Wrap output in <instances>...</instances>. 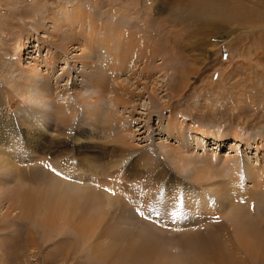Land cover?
<instances>
[{
  "label": "rangeland",
  "instance_id": "1",
  "mask_svg": "<svg viewBox=\"0 0 264 264\" xmlns=\"http://www.w3.org/2000/svg\"><path fill=\"white\" fill-rule=\"evenodd\" d=\"M201 2L216 3L226 14L231 8L240 6V11H245L249 17L235 16L236 11H232V16L227 14L225 17L196 12L201 8ZM87 16L93 21L89 22L91 19L88 21ZM116 28H122L124 32L118 47L123 51L122 56L127 57L128 64L115 82L124 88L123 93L138 94L132 98L122 95L125 99L128 97V105L113 102L110 91H106L104 96L103 93L98 95L83 77L89 75L92 67L99 65L100 61L104 65L107 62L106 67L112 65V54L106 50L112 48V39H106L102 30ZM130 32L134 33L138 42L131 39ZM26 36L28 42L20 52V44ZM92 41L104 47L96 45L92 48L95 46ZM126 41L132 43L126 44ZM150 47L154 51L153 56L150 55ZM136 50H144L150 56L141 59L135 55ZM81 53L82 57L79 56ZM15 60L22 61L23 68H32L36 64L37 73L48 75L51 86L47 89L52 94L49 100L46 99L54 104L75 106L76 118H81L82 109L94 108L100 109L98 112H112L114 117L125 122L128 119L133 145L139 149L153 146L160 150L164 157L161 164L181 181H186L187 175L165 158L164 150L160 148L162 144L178 147L185 146L187 141V150L195 158V152L199 155L216 153L221 159L238 153L244 170L236 187L239 193L252 187L250 176L258 175L245 172L247 167L256 166L260 171L264 166V0H0V92L5 89L14 94L21 88H11L17 75L13 66ZM86 60L91 69L82 65L81 62ZM47 62H51L54 68L47 67ZM28 90L32 95L40 93L33 85H29ZM81 98H86L87 102L80 103ZM93 98L99 100L98 104L92 103ZM170 113L182 126L186 122H196L208 127L222 126L245 131L240 136L244 135L249 145L241 142L237 143L238 148L233 147L231 136L223 142L191 139L194 134L188 137L186 130L178 136L176 131L173 133L166 127ZM99 149L89 152L86 158L94 156L90 164L104 180L105 159ZM14 150L18 155L16 162L22 170L18 180L26 183L25 187L33 186L38 193L54 195L57 191L63 196L75 193L73 184L79 182L80 177L77 170L72 171L75 159L71 153L67 154V161L72 166L68 172H72L61 179L55 174L59 167L53 159L46 168L41 167L39 162L26 165L25 160L35 158V155L26 153L22 147H15ZM261 171L264 172V168ZM91 176L89 173L85 178ZM8 182L6 190L19 185L14 177H10ZM142 184L152 188L155 198L152 204L156 211L164 209L162 215L165 220L173 216L182 218V210L179 211L182 203L163 197L164 182L154 185L153 181L147 180ZM229 188L230 185L225 187L226 190ZM179 189V198L212 193L210 189L195 188L191 182L181 183ZM97 192L100 199L105 198L101 194L103 191L99 189ZM258 193L246 200L235 201L234 197L222 199L227 207L226 210L223 208L224 211L214 207L218 214L205 213L206 210L202 209L204 214L201 217V213L198 217L189 214L183 218L185 222L169 221L171 227L185 229L177 233H158L162 235L160 237L149 235L153 241L147 238L142 223L138 224L132 218L130 221L134 222L127 221L124 228V225H117L114 231V227H108L112 231L104 233V238L97 237L99 227L97 233L86 241L68 228L61 234L50 233L37 224L36 213L21 218L19 211H15L12 218L0 222V264H264V245L261 244V239L264 242V193ZM261 193L263 197H260ZM106 198L105 202H113L112 197ZM91 200L95 203L93 208H96L97 202ZM157 200H164L167 204L157 208ZM133 201L134 198H131L130 203L133 204ZM145 201L148 202V199ZM115 202L113 207L105 206L107 217L118 214ZM6 203L1 202L0 215L5 212ZM168 204L173 206V210L168 211ZM148 209L153 212V208ZM98 210L94 209V213L98 214ZM233 214L239 215L240 220L245 222L244 228L248 233L262 234L263 238L257 239L256 251L241 247L234 241V234L241 227L233 220ZM209 216L216 217L218 224H199L202 219L209 220ZM155 219L161 222L160 216H153L152 220ZM111 232L116 234V238L110 236L112 239L109 240L105 236H109L108 233L111 235ZM134 238L137 242L143 239L149 241L147 252L128 254L125 251L123 254V246L127 247ZM91 243L103 247L113 243L122 254L97 256L90 251Z\"/></svg>",
  "mask_w": 264,
  "mask_h": 264
},
{
  "label": "bare ground",
  "instance_id": "2",
  "mask_svg": "<svg viewBox=\"0 0 264 264\" xmlns=\"http://www.w3.org/2000/svg\"><path fill=\"white\" fill-rule=\"evenodd\" d=\"M240 8V6L233 7L227 14L232 16V11H236L237 13L235 16L241 15L249 17L245 11H240ZM196 12H206L212 16L219 17H225L227 15L219 5L211 2H201V8ZM86 19H91V17L87 16ZM91 21L93 20L91 19L89 22ZM56 26H58V24H56ZM111 29L105 30L106 32L102 30V33L105 34L106 39H112V48H106L107 52H111L112 54V65L106 67L107 62L104 65L100 61L99 65L92 67L90 73L87 70L89 75L87 74V76L84 75L83 77H85L86 82L92 84L91 87L98 95L103 93L104 96L106 91H110L113 102L128 105L129 101L127 98L138 96V94L123 93L124 88L119 83L115 82L118 80L117 78L121 74V71L127 68L128 63L126 64L125 60L127 57L122 56L123 51L118 47V42L124 35V32L122 28H116L117 30ZM133 34L130 32L131 39L138 42ZM97 35H99V33ZM113 37L116 39H113ZM117 37H119V39H117ZM24 39L25 40L20 44V52H23L24 46L27 44L29 38L26 36ZM92 42L95 43L93 44L95 46H92V48H96L97 41ZM131 43V41L128 43L126 41V44ZM62 44L64 45V43ZM98 46L104 47L102 44H98L97 47ZM81 49L84 51L83 48ZM149 51L152 52L150 55L153 56L154 51L151 47ZM135 55L141 57V59L150 56L146 55V51L144 50H136ZM79 56L82 57L83 54L81 53ZM15 61V65L13 66H15L14 71L17 72V75H15L14 79L16 80L13 82L11 88L13 90L21 88L14 94H12L10 90L5 89L3 92H0V206L2 205L1 202H8L6 203L8 206L5 212L0 215V222L10 218L12 212L15 211H19L18 215L21 218L29 217L36 213L34 217L37 224L39 223L46 231L61 234L64 229L68 228L71 231H75L81 238L89 241L90 238L97 233L99 227L100 233H97V237L104 238V233L112 231L109 230L108 227H114L115 231L117 225L122 226L127 224V221L134 222V220L130 221L132 218L136 219L135 222L138 224L140 222L142 223L143 231H145L147 238L149 237L150 239L149 235H152L154 238V236H162L159 235L160 233H171V231L177 233V231L185 229V227L182 229L180 226L171 227L169 221H171V223L181 220L184 221L183 218L189 214L198 217L202 209L206 210L205 213L218 214L214 210L216 206L222 210L223 208L226 210L227 206L224 205L222 199L234 197L236 198L235 201L246 200L248 198L251 199L252 195L255 193H264V172L261 171L264 166H262L260 171L256 169V166H248V171L245 172L248 174L257 173L258 175H256V177H249L253 182L251 188H244L241 193L236 191L241 174L244 173L242 168L243 164H241L240 155L238 153L231 156L228 154L221 159L216 153L204 155L201 153L199 155L195 154V152V158L188 152L186 140L185 146L179 145L178 147H173L171 145L162 144L160 148L164 150L163 152L166 155L165 158L172 162L173 166L177 168L178 171L184 172L187 175L186 181H181L176 176L171 175L168 172V168L161 164L164 157L160 150H157L153 146L151 148L139 149L133 145L131 139L133 134L131 132V126L127 123L128 119L125 122L114 117L112 112H98L100 109L94 108L82 109L81 118H76L75 106L70 104H54L48 101L51 93L50 90L47 89L51 86L48 75L41 76L37 73L36 64H33L32 68H23L22 61ZM81 63L83 66L91 69L87 60ZM102 65H104V67ZM46 66L52 69L54 68L51 62H47ZM29 85L36 87V90H39L40 93L30 94V90H28ZM123 94L128 95V97L126 99L123 98ZM46 98H48V100ZM98 101L97 98H93L92 103L98 104ZM79 102H87V99L81 98ZM166 127L171 132L176 131L178 136L181 134L182 130H186L188 137L193 133L194 135L190 136V138L192 137L191 139H213V141L215 140L216 142H223L227 137L231 136L234 141V144L231 146L238 148L239 146L237 143L241 142L249 145V141H247L244 135L242 137L240 136V133L243 132V134H245V131L222 126L208 127L196 122H186L185 125L182 126L181 122H178L173 114L167 119ZM200 146L203 147V144ZM15 147H22L26 153L33 156L35 155V158L32 157L25 160L26 165L28 163L34 164L39 162L41 167L46 168L49 165V161L53 159L55 165L59 167L56 169V172H54L56 175L58 174L59 177L61 176V179L65 177L66 174H70L72 171L75 172V170H77L80 178L77 180L79 182L73 184L75 193H72L71 196H63L57 191L54 195L45 192L38 193L33 186L25 187L26 183L18 180L22 170L20 164L16 162L18 155H16V150H14ZM95 148H100L98 152L103 154V158L105 159L103 162V173L106 178L104 177V180H101V174L94 170L90 164L94 156L86 158L88 153L94 151ZM255 150H257V147ZM236 151L237 150H235V152ZM68 153H71L75 159V163L73 164L74 170L71 172H68L70 170L69 168L72 167L67 161V159H69L67 158ZM40 155L44 158L40 157ZM89 173L92 174L91 178H85ZM10 177H14L16 182H19V185L6 190V188L9 187L8 181ZM92 178L95 180H91ZM147 180L153 181L154 185L164 182L163 197H166L167 200L174 198L182 203L179 209V211L182 210L180 213L182 218L173 216L165 220L162 215L164 209L156 211L152 204V201L155 199L151 192L152 188L147 184H142ZM185 182L194 183L195 188L206 189L207 191L210 189L212 193H210L211 195L196 194L188 198L186 196L179 198L177 194L180 191L179 185ZM88 183L91 185H88ZM204 185L205 187L202 188ZM228 185H230V188L226 190L225 187ZM261 186L262 189L260 190ZM99 189L103 191L101 194H103L105 198L112 197L113 200L111 201L113 202H110V200L109 202H105V198L100 199L97 192ZM186 191L188 192L189 190L186 189ZM262 193L260 197H263ZM138 194H140V197H138ZM142 196L144 199H141ZM131 198H134L133 204L130 203ZM91 199L97 202L98 207L96 206V208H93L92 205H95V203H93ZM146 199H148V202L145 201ZM196 199L198 202H196ZM106 201H108L107 198ZM114 202L116 203L115 208L119 209L118 214L114 217H107L104 208L105 206L113 207ZM100 203L103 204L101 205ZM156 204L157 208H159V206L166 205L167 202L164 200H157ZM148 208H153V212ZM94 209H99L98 214L94 213ZM167 209L171 211L173 210V206L168 204ZM203 214L204 212L200 214V217ZM221 214L222 212L219 215ZM153 216H160L161 222H158V220L156 221V219L153 221ZM208 218L212 221L206 218L200 220L199 224L203 225L202 223H205L204 225H208L206 224L208 222H211L210 224L212 225H214V223L218 224V219L216 217L209 216ZM233 218L237 225H239L238 227H241L238 232L234 234V241H236L238 245H241V247L246 246L247 249L253 250L257 246V239L259 237L263 238L264 235L262 236V234L258 232L248 233L244 228L246 227L244 224L245 222L243 223L240 220L239 215L233 214ZM101 224H103V227H101ZM143 224H145V226H143ZM124 227L125 225L123 228ZM108 235L109 236L106 235L105 237L110 238L109 240L116 238L115 233L112 235L111 232V235L109 233ZM117 237L119 236L117 235ZM143 240H140V242L138 240L137 242L134 238L127 247L123 246L124 252H121L123 254L125 251L128 252V254L129 252L130 254L147 252V243L149 241ZM261 244L264 245L262 239ZM89 246L92 247L90 251L97 256H110V254L120 256L122 254L119 253L120 248H116V245L113 243L104 247L103 245L96 246L94 243H91ZM208 251L210 252V249ZM258 251L260 250H257V252ZM216 258H218V256Z\"/></svg>",
  "mask_w": 264,
  "mask_h": 264
}]
</instances>
